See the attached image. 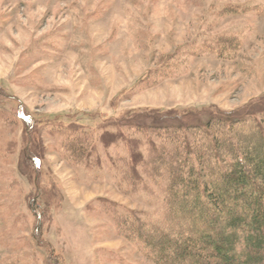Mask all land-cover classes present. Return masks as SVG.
Instances as JSON below:
<instances>
[{
	"label": "rangeland",
	"instance_id": "374dc122",
	"mask_svg": "<svg viewBox=\"0 0 264 264\" xmlns=\"http://www.w3.org/2000/svg\"><path fill=\"white\" fill-rule=\"evenodd\" d=\"M257 132L264 0H0V264L199 263L169 173Z\"/></svg>",
	"mask_w": 264,
	"mask_h": 264
},
{
	"label": "trees",
	"instance_id": "16d2710c",
	"mask_svg": "<svg viewBox=\"0 0 264 264\" xmlns=\"http://www.w3.org/2000/svg\"><path fill=\"white\" fill-rule=\"evenodd\" d=\"M256 135L263 156L231 154L228 161L232 164L218 174L202 168H190L186 177L181 171L169 173L173 180L169 191L176 195L177 203L181 202L179 206L190 196L191 202L183 208L188 211L189 226L204 223L210 232L198 237L199 248L182 246V252L194 253V260L200 261L196 264H254L264 260V139L258 132ZM200 215L207 220L202 222L197 217Z\"/></svg>",
	"mask_w": 264,
	"mask_h": 264
}]
</instances>
